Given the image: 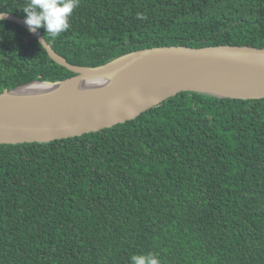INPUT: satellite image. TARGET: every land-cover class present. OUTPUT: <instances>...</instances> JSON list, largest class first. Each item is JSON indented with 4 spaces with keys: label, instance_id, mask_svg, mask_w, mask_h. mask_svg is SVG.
I'll return each instance as SVG.
<instances>
[{
    "label": "trees",
    "instance_id": "trees-1",
    "mask_svg": "<svg viewBox=\"0 0 264 264\" xmlns=\"http://www.w3.org/2000/svg\"><path fill=\"white\" fill-rule=\"evenodd\" d=\"M28 0H0L25 19ZM57 37L99 66L164 46L264 48V0H80ZM29 30L0 20V94L75 76ZM264 264V99L182 92L136 118L0 145V264Z\"/></svg>",
    "mask_w": 264,
    "mask_h": 264
},
{
    "label": "water",
    "instance_id": "water-1",
    "mask_svg": "<svg viewBox=\"0 0 264 264\" xmlns=\"http://www.w3.org/2000/svg\"><path fill=\"white\" fill-rule=\"evenodd\" d=\"M0 20L28 29L25 19ZM39 41V30L32 33ZM46 41V39H45ZM49 56L76 73L32 81L0 94V145L49 143L136 118L182 92L222 99H264V48L164 46L133 51L106 64L73 65L46 41Z\"/></svg>",
    "mask_w": 264,
    "mask_h": 264
},
{
    "label": "clouds",
    "instance_id": "clouds-1",
    "mask_svg": "<svg viewBox=\"0 0 264 264\" xmlns=\"http://www.w3.org/2000/svg\"><path fill=\"white\" fill-rule=\"evenodd\" d=\"M79 3L80 0H28L22 9L26 14L24 23L30 33L44 28L47 35L57 37L69 29V19ZM45 43V39L41 40L40 46ZM129 264H160V261L153 253L134 254Z\"/></svg>",
    "mask_w": 264,
    "mask_h": 264
}]
</instances>
